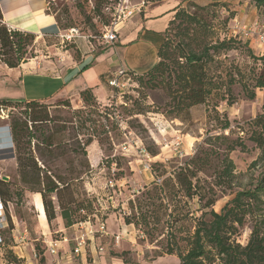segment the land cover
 <instances>
[{"label":"rangeland","instance_id":"1","mask_svg":"<svg viewBox=\"0 0 264 264\" xmlns=\"http://www.w3.org/2000/svg\"><path fill=\"white\" fill-rule=\"evenodd\" d=\"M47 1L46 11L54 16L60 31L57 35L47 34L43 38H35L26 48V61L41 58L42 61H48L51 65L58 58L65 65L71 59L80 57L83 51L97 52L107 47L108 44L103 43L99 37L104 27V17L100 11L105 0ZM117 1L109 0L107 5L113 7ZM141 2L142 0H129L127 5L132 6ZM150 2H144V5ZM181 3H183V10L181 9L180 17L169 28L168 42L175 45L184 41L195 51L200 50L204 44L228 38L235 19L239 21L242 17L246 23L250 24L253 22V17L264 20V11L257 8L255 0H182ZM95 4L99 6V11L93 8ZM105 7L102 8V12L107 15ZM140 9L138 14L127 19L118 36L131 23L130 20L142 14V8ZM108 13L111 16V12ZM188 14L192 16L188 18ZM70 28L77 31L76 36L71 40L62 38L60 34H67ZM232 41L233 48L219 53L216 61L208 64V74L215 80L222 79L224 82H227L229 78L234 79L231 86L233 104H227L219 98L220 96L211 95L207 102L189 107L186 110L188 118L184 121L170 119L164 115L165 110L171 105L166 86L163 83L151 86L153 83L147 81L148 77L145 73L129 74L132 80L131 85L127 86L121 95L110 88L107 93L108 101L96 102L95 108L85 107L84 103L78 104L76 100L62 96L42 103L50 114L51 122L35 126L42 129L46 135L55 128L61 129V132L56 134L61 143L52 150L54 153L62 152V154L50 158L45 151V145L39 144L41 151H35L37 140H32L30 147L41 167L40 177L43 178L51 173L65 177L71 181L72 189L75 190L74 195L79 199L85 196L84 192L90 193V196L95 195L94 206L98 209L99 215H105L109 232L107 236L101 238V242L107 244L112 252L124 256L129 262L135 257L149 261L155 256L167 254L170 248L177 247L182 251L186 249L187 235L193 225L188 215L200 214L201 207L198 199H189L179 193L169 202L165 196L162 200L158 197L150 200L145 198L144 192L151 187L155 174L164 173L163 175L167 176L169 171L181 165L195 153L198 146L202 145L204 138L221 132L217 114L220 118H223V115L228 117L232 127L229 137L243 138L248 150L236 149L228 153L235 165L236 174L231 187L212 184L215 180L216 172L214 171L218 169V160L214 155L212 168L208 170L209 174H199L202 192L206 196H211L213 195L211 188L214 189L213 209L219 212L222 206L233 197L235 191L250 187L262 170L259 166L249 168L251 161L260 151L248 139V135L252 129L249 125L251 119L263 109L260 112L255 111L256 106L253 103L255 100L245 98L242 85L247 84L248 88L252 89L253 78L261 71V64L255 57L262 53L264 45L258 49L254 43H251L253 41L247 40V42L243 37H237ZM55 44H58V47L62 46L59 48L62 54H55L53 47ZM170 48L174 49L172 46ZM174 56H178L177 51ZM50 71L54 70L47 68V72ZM135 77H141L143 80L137 82ZM12 84L10 82L0 84V94L24 95L22 93L24 89H15ZM223 90L224 88L221 92ZM255 91L257 93V89ZM110 104L115 107L112 109ZM4 107L8 109L9 117L8 119L0 118V145L6 142V127H9L12 118L28 119L24 112V101ZM96 109L110 112L113 116V112L118 114L119 118L127 124L126 131H131V134L122 131L120 127V131L112 129L107 135L99 131L97 120L100 118ZM238 128L243 132H239ZM30 130L36 134V137L39 136L40 131L35 132L34 126ZM225 134H228V131ZM89 137L93 138L92 142L85 144ZM131 138H138L150 155V164H153L155 169L151 180L147 178L150 176L148 171H140L141 156L132 150L124 152L121 149V144L129 142ZM3 145L0 146V179L7 182V188L12 193V198L6 202V207L8 211H13L24 218L26 225L30 226L35 215L33 209L25 204V193L30 191L20 181L14 157H4L9 155L7 149L11 148L6 147V143ZM211 145L214 150L222 153V150H217L215 144L211 143ZM209 147L211 146L204 145V148ZM223 148L224 146H221V149ZM153 152L156 154L151 156ZM13 161H15V168ZM81 171L84 172L80 173ZM78 175H80L79 179H74ZM3 176H7V179H3ZM114 176L120 179L114 180ZM162 178L160 176V179ZM110 179L114 182L113 186L109 185ZM215 181L219 183L221 180ZM15 191L21 192L22 195H13ZM53 199L55 201V198ZM129 199H134V202L130 203ZM139 202L143 205L151 202L153 204H149L146 208L149 210L155 208V211L153 210L155 213H149L146 222L141 221L139 216V207H141ZM4 205L0 198V215L6 214ZM134 205L136 209L132 207ZM177 215H179V222L174 221ZM126 219L135 221L138 225L127 224ZM7 229H0L2 240L3 236L5 237L4 243L9 239ZM249 231L250 223L247 222L236 237L238 242L245 244ZM116 235H119L118 240L115 239Z\"/></svg>","mask_w":264,"mask_h":264},{"label":"trees","instance_id":"2","mask_svg":"<svg viewBox=\"0 0 264 264\" xmlns=\"http://www.w3.org/2000/svg\"><path fill=\"white\" fill-rule=\"evenodd\" d=\"M108 1H104L102 8L107 6ZM147 1L152 2L156 0ZM255 4L258 9L264 11V0H255ZM93 8L99 11L98 5H93ZM102 8L100 12L104 17L103 25L105 26L110 23L111 16L109 13L107 15L104 14ZM182 8L183 6L177 8L174 18L169 22V27L164 32L165 39L157 52L159 60L151 69L145 72V76L148 77L147 81L153 83L151 86L154 87L161 83L166 86L171 105L165 110L164 115L170 119H178L180 121L187 120L188 114L186 110L189 107L207 102L208 98L214 94L220 96L219 98L227 104H233L234 98L231 86L234 83V79L229 78L227 82L222 81V79L215 80L208 74V64L216 61V56L219 53L233 48L232 40L237 39V36L234 37L230 34L228 38L204 44L198 51L190 48L184 41L171 45L168 42L169 28L180 17ZM187 16L190 18L192 15L188 14ZM35 38L36 35L32 32L11 28L3 23L0 11V61L2 63L9 68H14L26 62V48L33 43ZM245 40L247 41V39ZM170 46L178 52L177 57L174 56L175 51ZM255 58L261 64V71L253 78L252 89H249L247 84L242 85L245 98L250 100L256 97L255 89H264V51ZM83 68H86V66ZM129 74L137 75L133 72H129ZM134 79L137 82L143 80L141 77H135ZM222 88H224L223 92H221ZM79 94L85 107H96L97 100L90 88L80 91ZM20 102L22 101L0 99V105L3 106ZM24 103V112L28 119H11L9 127L14 149H7V154L9 155H5L4 157H14L20 181L24 184L25 188L30 192L40 193L48 223L50 224L55 218L56 208L63 219L64 225L67 227L72 226L78 221H83L89 216L93 221L95 215L101 216L104 219L105 215H99L98 209L94 206L95 195L92 194L90 196V193L84 192L85 196L79 199L74 195L75 190L72 189L71 181L65 177L52 173L43 178L40 177L41 167L38 165L37 158L31 151V142L33 139L37 140L35 151L38 152L41 151L39 144H44L46 153L49 154L50 158H54L62 154V152L54 153V150H52L53 147L59 146L61 143V140H58L56 137V134L61 132V129L55 128L51 133L44 134L42 129H38L35 126L36 124L51 122L50 114L46 110L45 105L42 104L44 102L27 100ZM114 107L111 104V108L113 109ZM262 109V112L257 113L251 119L249 125L252 129L248 135V139L260 151L258 156L251 161L249 168L259 166L262 170L255 177L250 187L235 191L233 197L222 206L219 212L213 209L215 202L214 189L211 188L213 195L206 196L202 192L199 174H209L208 170L212 168V156L214 155L218 160V169L214 171L216 172L214 178L221 181L218 183L214 180L212 184L231 187L236 174L235 165L229 158L228 153L236 149L240 151L248 150L243 138L236 137L231 139L229 137L232 127L230 120L225 115H223V118H220L217 114L220 133L208 135L204 138L202 145L198 146L195 153L188 157L181 165L169 171L167 176H164V173L155 174L151 181V187L144 192L146 194L145 198H149L150 200H153L154 197L162 200L165 196L167 202H169L179 193L189 199H198L201 207L200 214L198 216H195L194 213L188 215L193 225L187 235L186 249L182 251L176 247L170 248L166 252L167 254L177 255L181 264H264L263 106ZM96 110L100 118V120H97L99 121V131L106 135L112 129L120 131L118 123L110 112ZM29 122H31V125H29ZM33 126L35 127V132L36 130L40 131L38 137L30 130ZM238 129L239 132H243L242 129ZM227 131L228 134H225ZM92 140L93 138L89 137L85 144L91 143ZM211 143L215 144L217 150H222V153L214 150ZM204 145H210L211 147L204 148ZM221 146H224V148L221 149ZM155 154L153 152L151 156ZM150 166L153 177L155 169L153 168V164H150ZM82 172L84 171L80 173ZM160 176L163 178L160 179ZM79 177L80 175L74 177V179H79ZM118 179L120 177L114 176V180ZM6 183L0 179V198L5 203V212H7L6 202L12 198V193L7 188ZM13 195L21 196L22 193L15 191ZM53 198H55V201ZM129 202H134V199H129ZM149 204L153 203L149 202ZM148 205H143L142 202H139V206H141L139 207V216L143 222H146L149 213H155L153 212L155 208L153 210L147 209ZM132 207L136 209V205ZM173 207H175V204H173ZM178 216L174 217L175 222H179ZM125 222L127 224L138 225L130 219H126ZM247 222L250 223L249 235L246 243L241 244L236 237L240 234V229ZM35 248L39 252V246L35 245ZM6 256H8V262L21 263L20 259L13 256L9 250L6 251Z\"/></svg>","mask_w":264,"mask_h":264},{"label":"crops","instance_id":"3","mask_svg":"<svg viewBox=\"0 0 264 264\" xmlns=\"http://www.w3.org/2000/svg\"><path fill=\"white\" fill-rule=\"evenodd\" d=\"M181 2V0H156L148 3L141 15L130 20L131 23L123 29L114 43L108 44L103 50L97 52L83 51L80 57L71 59L65 65L58 58L51 65L48 61H42L41 58L28 60L14 68L1 63L0 84L13 83V88L24 89L22 92L24 95L0 94V99L8 98L17 101L35 99L48 102L62 96L76 100L79 104V102L83 103L80 91L90 88L97 102L105 103L108 101L107 93L112 88L107 85L108 79L119 74L121 70L142 74L157 63L159 60L157 52L165 39L164 32L174 18L177 8L183 6ZM47 3V0H0L2 21L11 28L32 32L36 38H43L47 34L57 35L60 29L54 16L47 13ZM240 19L239 26L251 25L258 20L253 17V22L250 24L246 23L242 17ZM244 39L253 41L251 43H254L258 49L264 45L258 41L254 33ZM53 47L55 54H62L59 50L62 46L58 47V44H55ZM84 66L86 68H83ZM47 68L54 71L47 72ZM254 100L255 111L260 112L264 105V89H257ZM6 128V147L13 149L11 131L9 127ZM5 143L2 142L0 146ZM13 162L15 168V161ZM147 178L151 180L152 175L150 174ZM25 204H28L35 212L30 226H27L24 218L15 212L8 210L5 212L9 239L8 242L0 245V264H17L7 261V250L20 259L21 263L18 264H181L175 254L158 255L149 261L135 257L129 262L124 256L112 252L101 240H97V243L102 244L104 249L98 253L92 250L80 257H70L69 252L72 248V242H70L62 244V249L57 254H52L46 249L43 240L49 241L65 232L68 233L71 227L64 225L57 208L55 218L50 224L48 223L40 193L26 192ZM35 245L39 246V252Z\"/></svg>","mask_w":264,"mask_h":264},{"label":"built area","instance_id":"4","mask_svg":"<svg viewBox=\"0 0 264 264\" xmlns=\"http://www.w3.org/2000/svg\"><path fill=\"white\" fill-rule=\"evenodd\" d=\"M128 1L129 0H118L116 5L113 7L108 5L105 7L107 13L111 12L112 18L110 23L103 27L101 35L99 36L103 40V43H114L119 37L118 33L127 19L132 18L135 14H138L141 10L140 8H142L143 11L144 7L146 6L144 5V2H149L147 0H142L141 4L137 3L136 5L129 6L127 5ZM76 33V30L70 28L67 31V34H60V36L66 40H71V38L76 36ZM252 33L256 34V37L261 44H264V21L257 20L251 25L239 26L238 21L234 20V23L231 27L232 36L248 38ZM130 81L132 80L131 76L129 75V71L121 70L119 74L108 79L107 83L115 90L116 93L121 95L122 91H124L127 86L131 85ZM109 106H111V104ZM8 117V109L3 105H0V118L8 119ZM113 117L118 123L120 129L122 131H126V122L119 118L118 114L116 113H114ZM126 132L131 134V131L129 130ZM126 144L127 146H125ZM121 149L124 150V152L132 150L135 153H138L141 156L140 171H148L151 174L150 155L138 138H131L129 142L122 143ZM113 184V180H109V185L113 186ZM7 227L8 223L5 215H0V229ZM70 227L71 231L68 233L65 232L56 238L50 239L49 241L43 240L46 249L50 253L57 254L58 251L62 249V244H67L70 242H72V248L69 252L70 257H80L92 250L97 253L103 251L104 246L102 244H98L97 240H101L102 237L109 234L106 227L105 218L102 219L101 216L95 215L93 221L89 216L85 220L78 221ZM118 237L119 236L116 235L115 239H118ZM2 241L3 240L0 233V244H2Z\"/></svg>","mask_w":264,"mask_h":264},{"label":"water","instance_id":"5","mask_svg":"<svg viewBox=\"0 0 264 264\" xmlns=\"http://www.w3.org/2000/svg\"><path fill=\"white\" fill-rule=\"evenodd\" d=\"M2 178H3V179H7V176H3Z\"/></svg>","mask_w":264,"mask_h":264}]
</instances>
